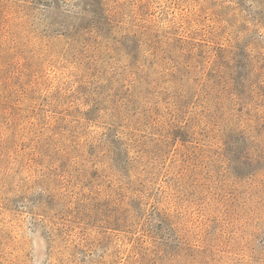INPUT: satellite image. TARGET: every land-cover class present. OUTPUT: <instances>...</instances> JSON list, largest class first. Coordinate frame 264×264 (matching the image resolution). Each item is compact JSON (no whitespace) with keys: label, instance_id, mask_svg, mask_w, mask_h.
Segmentation results:
<instances>
[{"label":"rangeland","instance_id":"rangeland-1","mask_svg":"<svg viewBox=\"0 0 264 264\" xmlns=\"http://www.w3.org/2000/svg\"><path fill=\"white\" fill-rule=\"evenodd\" d=\"M0 264H264V0H0Z\"/></svg>","mask_w":264,"mask_h":264}]
</instances>
